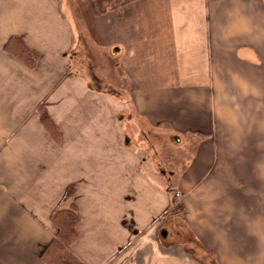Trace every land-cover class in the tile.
Here are the masks:
<instances>
[{
	"label": "crops",
	"instance_id": "0c3cea01",
	"mask_svg": "<svg viewBox=\"0 0 264 264\" xmlns=\"http://www.w3.org/2000/svg\"><path fill=\"white\" fill-rule=\"evenodd\" d=\"M63 4L0 0V264H43L57 231L50 216L70 203L71 258L184 264L157 238L172 176L192 232L218 264H264V103H248L264 97V0H136L114 11L108 45L127 86L113 80L107 98L73 54ZM124 97L163 129L156 138H203L182 174L139 164L142 134L122 141ZM239 158L256 162L239 167Z\"/></svg>",
	"mask_w": 264,
	"mask_h": 264
},
{
	"label": "rangeland",
	"instance_id": "374dc122",
	"mask_svg": "<svg viewBox=\"0 0 264 264\" xmlns=\"http://www.w3.org/2000/svg\"><path fill=\"white\" fill-rule=\"evenodd\" d=\"M62 1L64 2L63 7L66 10H69L70 15L72 16L76 39L73 54L75 58H77V62L79 61V63L82 64L84 71L88 75L90 87L103 91L106 98L108 93L112 91L113 80L126 87L127 82L124 73L122 69L120 70V66L117 65V61L114 60V57L117 54L115 51L116 46L108 45L112 40L110 22L115 15L114 11L120 12L121 10L122 12V9L125 6L134 1L120 6H104L100 10H95L96 8L91 6L90 0ZM114 69H117V71L120 70V75L116 72L114 73ZM258 98L259 99L254 98L248 100L249 105H262V103H264V97L260 96ZM122 103L123 104H121L120 108V119L122 124H125L123 127V129H125L123 130L125 137L122 136V141L130 143V140L134 136L131 131H134V129L140 132L145 140L144 143L138 142V145H136L135 148L140 155L142 154V159H138L139 164L145 162L144 165L147 168H152L153 166L157 173L160 167L161 171L165 168L166 171L175 173L176 177L182 174L186 163L191 159V154L194 153L197 144L203 138L200 136L185 135L184 141H182V138L179 139V137H175L168 142H164L162 135L156 138V135L160 134V130H163L162 128L158 129L142 122V116L135 112L133 108L129 107L130 105L125 97L124 99L122 98ZM105 112L106 115L110 117H113V114L115 113L109 110ZM250 113L257 115L262 112L259 110H252ZM251 116L246 118L253 119ZM261 124L264 125V123ZM177 139L179 140L177 141ZM235 162L238 163L239 167H244V163L249 162V167H251V165H255L256 160L239 158L235 160ZM240 175L241 174H238L237 176L235 175V177L239 180L241 177ZM248 176L250 177V174H248ZM174 180L175 177L173 178L172 176L169 181V184L172 187L174 186ZM181 204L183 205L182 202L175 203L173 208L170 205L166 215L162 218V220H164L158 222V241L163 246L168 245L170 247V250L168 251L170 253L169 258L175 262L177 261V258L179 259V262L184 264H218L215 256L208 250L204 249L202 244L195 237L190 228L191 222L188 215L189 212L187 211L186 206L183 205L184 213L182 215ZM252 209L253 208L250 207V212ZM249 225L251 226L252 224ZM131 247H133V245ZM140 253L141 251L138 252L139 255L137 258V262L139 263L140 258L144 256ZM263 261L264 259L260 262L262 263ZM118 264H129L128 255H122L118 260Z\"/></svg>",
	"mask_w": 264,
	"mask_h": 264
},
{
	"label": "trees",
	"instance_id": "16d2710c",
	"mask_svg": "<svg viewBox=\"0 0 264 264\" xmlns=\"http://www.w3.org/2000/svg\"><path fill=\"white\" fill-rule=\"evenodd\" d=\"M135 0H90L91 6L95 7V10H100L104 6H117L124 5ZM15 52L18 57L24 60L27 65L33 63L32 54L24 47H15ZM41 118L46 121L47 117L44 112H41ZM168 190L172 195L171 206L174 207L175 203L181 202L180 194L174 188V186H168ZM71 194V189H68L66 198ZM179 195V196H178ZM179 197V199H178ZM182 215L184 213L183 205ZM174 213V212H173ZM172 213V214H173ZM50 220L52 224L57 228L56 234L51 242L47 245L45 250L42 252L41 259L43 264H84L74 258H71L69 248L76 239V225L78 223V216L76 213L75 206L70 203L68 207L58 209L54 211Z\"/></svg>",
	"mask_w": 264,
	"mask_h": 264
}]
</instances>
